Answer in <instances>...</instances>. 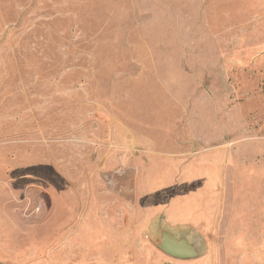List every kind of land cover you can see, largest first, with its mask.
Listing matches in <instances>:
<instances>
[{"label":"rangeland","instance_id":"1","mask_svg":"<svg viewBox=\"0 0 264 264\" xmlns=\"http://www.w3.org/2000/svg\"><path fill=\"white\" fill-rule=\"evenodd\" d=\"M0 264H264V0H0Z\"/></svg>","mask_w":264,"mask_h":264},{"label":"water","instance_id":"2","mask_svg":"<svg viewBox=\"0 0 264 264\" xmlns=\"http://www.w3.org/2000/svg\"><path fill=\"white\" fill-rule=\"evenodd\" d=\"M162 250L175 258L192 259L199 255V250L185 236H177L168 230L162 231L161 242L158 244Z\"/></svg>","mask_w":264,"mask_h":264}]
</instances>
